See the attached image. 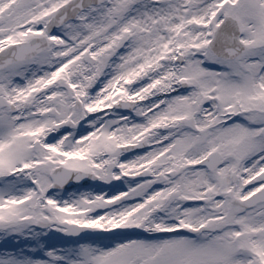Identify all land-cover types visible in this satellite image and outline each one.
Wrapping results in <instances>:
<instances>
[{
  "label": "snow or ice",
  "instance_id": "obj_1",
  "mask_svg": "<svg viewBox=\"0 0 264 264\" xmlns=\"http://www.w3.org/2000/svg\"><path fill=\"white\" fill-rule=\"evenodd\" d=\"M0 264H264V0H0Z\"/></svg>",
  "mask_w": 264,
  "mask_h": 264
}]
</instances>
